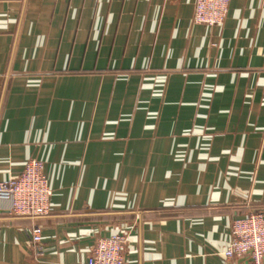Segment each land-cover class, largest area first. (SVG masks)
I'll list each match as a JSON object with an SVG mask.
<instances>
[{"label":"crops","instance_id":"obj_1","mask_svg":"<svg viewBox=\"0 0 264 264\" xmlns=\"http://www.w3.org/2000/svg\"><path fill=\"white\" fill-rule=\"evenodd\" d=\"M195 0H0V183L44 163L50 214L0 207V264H82L127 234L125 264L223 256L264 214V0L222 25Z\"/></svg>","mask_w":264,"mask_h":264},{"label":"built area","instance_id":"obj_2","mask_svg":"<svg viewBox=\"0 0 264 264\" xmlns=\"http://www.w3.org/2000/svg\"><path fill=\"white\" fill-rule=\"evenodd\" d=\"M231 0H195L193 24L214 27L222 25ZM52 190L45 175L44 163L37 158L28 160L15 177L0 183V207L8 203V214L31 222L30 245L39 252L42 228L36 220L50 214ZM230 242L223 253L226 259L249 258V264H264V214L253 212L244 218L233 220ZM127 234H115L107 238L97 237L82 264H125Z\"/></svg>","mask_w":264,"mask_h":264}]
</instances>
